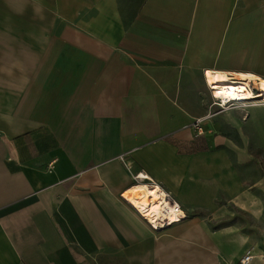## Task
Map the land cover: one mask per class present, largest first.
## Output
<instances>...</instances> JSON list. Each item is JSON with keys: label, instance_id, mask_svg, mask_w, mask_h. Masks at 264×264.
I'll use <instances>...</instances> for the list:
<instances>
[{"label": "crops", "instance_id": "crops-1", "mask_svg": "<svg viewBox=\"0 0 264 264\" xmlns=\"http://www.w3.org/2000/svg\"><path fill=\"white\" fill-rule=\"evenodd\" d=\"M225 74L264 78V0H0V264H264ZM154 187L187 218L153 230L125 195Z\"/></svg>", "mask_w": 264, "mask_h": 264}, {"label": "bare ground", "instance_id": "bare-ground-1", "mask_svg": "<svg viewBox=\"0 0 264 264\" xmlns=\"http://www.w3.org/2000/svg\"><path fill=\"white\" fill-rule=\"evenodd\" d=\"M212 77L213 81L210 86L213 87V89H219L215 94L218 98L224 96L226 99L247 101L260 99V97L264 96V78L259 76L252 74H235L234 79L237 81L235 83L238 85L237 87L234 85L228 87L222 86L230 82L229 76L226 74L217 76L212 75ZM251 84L258 90V97H254L251 91L248 90ZM125 198L145 220H148V223L150 222L153 226H157V222L162 216L163 204L165 203L163 192L158 187L134 188L125 195ZM169 219L174 224L176 223L177 216L172 214L169 216Z\"/></svg>", "mask_w": 264, "mask_h": 264}, {"label": "built area", "instance_id": "built-area-1", "mask_svg": "<svg viewBox=\"0 0 264 264\" xmlns=\"http://www.w3.org/2000/svg\"><path fill=\"white\" fill-rule=\"evenodd\" d=\"M230 82L229 84H225L222 86H231L234 85L235 87H237L238 85H236L235 83L237 82L234 77H230ZM208 80V78H207ZM208 82V81H207ZM210 90H211V95H212V99H213V103H212V107H216L218 108L219 112H225V111H230V110H236L239 109L241 107H255V106H259V105H264V97L260 98V99H252V100H231L229 98H225L224 96L221 97H217L215 94L217 93V91L219 89H213V87L210 86V84L208 83ZM221 88V87H219ZM230 88V87H229ZM248 90L251 91V93L253 94L254 97H258V90L256 88H254V86L251 84V87H248ZM201 120H197L195 126L197 127V125L200 123ZM143 177V176H140ZM163 196L165 199V203L163 204V208H162V216L161 219L157 222V226H153V224H150V226L152 227L153 230L157 231L160 229H165L168 227H171L173 224V222L169 219V216L172 214H175L177 216V220L176 223H180L181 221H183L184 219L187 218L184 210L182 209L181 205L173 198V196L165 191H163ZM183 214V215H181ZM142 217V216H141ZM143 218V217H142ZM148 222V220H146ZM254 260V255L252 253V251H248L246 252L242 258L240 259L238 264H251Z\"/></svg>", "mask_w": 264, "mask_h": 264}, {"label": "rangeland", "instance_id": "rangeland-1", "mask_svg": "<svg viewBox=\"0 0 264 264\" xmlns=\"http://www.w3.org/2000/svg\"><path fill=\"white\" fill-rule=\"evenodd\" d=\"M264 96L260 97L263 98ZM225 113H230L232 116L236 115L240 117L242 120H247L248 119V124L258 128V143L259 147H256L255 145L253 146V150H258V157L260 161V178H264V105H259L255 107H241L236 110H230ZM224 113V114H225ZM246 221L249 225L252 226V221L251 219L249 220H244ZM250 229V227H249ZM251 235V232L248 231ZM248 252V251H247Z\"/></svg>", "mask_w": 264, "mask_h": 264}]
</instances>
